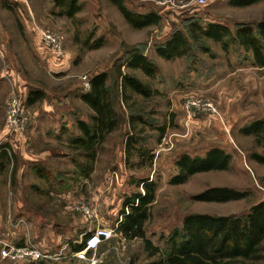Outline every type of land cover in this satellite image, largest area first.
Masks as SVG:
<instances>
[{
  "label": "rangeland",
  "instance_id": "obj_1",
  "mask_svg": "<svg viewBox=\"0 0 264 264\" xmlns=\"http://www.w3.org/2000/svg\"><path fill=\"white\" fill-rule=\"evenodd\" d=\"M192 1L125 0L138 12L162 16L160 24L136 29L110 0H80L82 9L73 17L54 0H0V153L5 145L11 151L0 165V247L37 245L54 257L46 264H91L93 258L100 264H146L154 258L143 240L127 239L118 229L124 202L145 193L144 181L155 183L145 234L162 248L186 214H242L264 199V164L250 157L262 148L240 131L264 118V67L255 66L239 46L225 52L211 39L195 41L187 29L191 19L221 22L232 30L255 24L264 19V0L250 6ZM175 28L189 37L191 53L167 60L156 47ZM40 29L62 34L63 57L44 50ZM134 49L157 64L156 77L123 63ZM119 67L149 85L151 95L122 92ZM101 72L108 74L120 123L97 147L88 173L78 166L86 159L72 139L81 134L78 121L90 122L93 115L81 98L89 90L85 79ZM32 90H42L44 97L27 105ZM14 92L26 119L18 134L7 121ZM189 100L199 103L188 110ZM212 147L231 155L228 169L170 184L180 156H202ZM211 186L250 195L229 202L194 199ZM98 227L112 229V237L94 249L73 251ZM0 264L35 263L0 254Z\"/></svg>",
  "mask_w": 264,
  "mask_h": 264
},
{
  "label": "trees",
  "instance_id": "obj_2",
  "mask_svg": "<svg viewBox=\"0 0 264 264\" xmlns=\"http://www.w3.org/2000/svg\"><path fill=\"white\" fill-rule=\"evenodd\" d=\"M115 4L125 20L134 28L142 29L161 23L162 16L151 11L138 12L129 8L125 0H110ZM263 0H231L235 6H250ZM55 5L68 17L75 16L81 9L80 0H54ZM187 29L197 41L202 38L211 39L221 44L228 52L233 46L243 48L250 53L253 64L264 67V19L255 24L240 23L234 30L217 21L201 23L191 19ZM101 46L96 45V47ZM208 52V48L204 47ZM159 56L167 60L180 58L191 53L189 37L181 28L173 29L170 37L156 47ZM123 63L134 69H141L149 77H156L157 64L139 49L128 51L122 57ZM122 67V65H121ZM122 92L128 89L142 95L150 96L151 88L137 77L121 72ZM108 74L101 72L91 77L90 89L82 95L83 101L92 109L90 122L78 121L81 131L72 139L86 161L78 164L88 173L92 169L91 161L95 159L96 150L106 136L116 129L120 123L119 114L115 110L114 96L107 85ZM44 97L42 90H32L26 98L27 105H33ZM244 135H253L261 152H253L250 157L264 164V118L257 119L241 128ZM8 146V145H6ZM130 143H128V147ZM9 161L7 151L0 153V165ZM231 155L220 147H212L204 155L191 156L183 154L176 161L178 171L170 178V184L186 183L191 176L200 172L226 170L230 167ZM145 193H136L124 202L121 221L118 229L127 239L141 238L144 249L150 260L146 264H258L264 262V199L252 205L242 214L217 215L210 213L186 214L182 226L174 229L167 237L165 246L159 247L146 237L144 224L150 217L149 206L155 200V183L144 181ZM250 195L248 190L231 186H211L194 196L195 200L206 202H229L240 200ZM91 234V233H90ZM86 236L82 242L74 245L78 252L86 247ZM24 246V245H20ZM46 264L45 260L34 262Z\"/></svg>",
  "mask_w": 264,
  "mask_h": 264
},
{
  "label": "built area",
  "instance_id": "obj_3",
  "mask_svg": "<svg viewBox=\"0 0 264 264\" xmlns=\"http://www.w3.org/2000/svg\"><path fill=\"white\" fill-rule=\"evenodd\" d=\"M166 2H171V0H166ZM165 2V3H166ZM192 4L196 5H205L207 4V0H193ZM188 5V4H187ZM41 37L42 45L44 50L49 52L51 55H54L58 58L63 57V36L61 33L53 32L50 30H41L39 32ZM86 89H90V82L85 79ZM198 101H187L186 108L190 110L192 107L198 105ZM209 107L212 108V105L209 104ZM20 98L14 92L12 98L9 102V107L7 111V121L10 128L15 132V134L21 133L23 127L25 126L26 119L21 118L22 109H21ZM2 150L7 151V153L11 156V151L8 146L2 147ZM113 230L106 227H98L93 231L87 239L85 251L89 249L96 248L100 243L105 240H108L112 237ZM0 254L4 259L10 261H32L37 262L41 260H45L49 262L50 259H53L52 255L46 253L45 250L41 249L37 245H26V246H9L5 245L0 247ZM91 264H100L99 261L95 258L91 260Z\"/></svg>",
  "mask_w": 264,
  "mask_h": 264
}]
</instances>
